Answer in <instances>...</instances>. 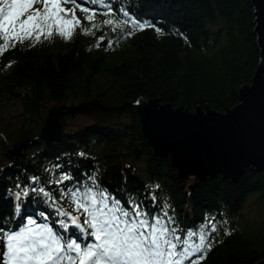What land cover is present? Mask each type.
<instances>
[{
	"label": "trees",
	"instance_id": "trees-1",
	"mask_svg": "<svg viewBox=\"0 0 264 264\" xmlns=\"http://www.w3.org/2000/svg\"><path fill=\"white\" fill-rule=\"evenodd\" d=\"M75 4L88 12L79 11L81 26L70 38L52 42L42 37L34 45L17 43L0 54V145L5 150V141L18 145L32 139L0 163V237L17 218L45 222L38 220L41 210L56 233L79 238L83 234L78 229L65 232L60 226L58 221L67 218L56 209L72 211L68 189L91 188L104 191L122 207L135 203L150 216L166 222L170 218L167 226L178 235L195 234L191 242L205 236L212 248L202 264H255L264 258L263 172L246 169L235 182L221 174L203 180L181 176L169 156L154 153L134 106L105 127L80 115L62 116L59 140L36 139L50 106L81 100L118 105L141 96L159 97L162 104L183 105L190 112L196 105L205 109L206 104L219 112L232 108L238 103L237 91L251 82L260 60L251 1L75 0ZM88 15L93 16L91 21L85 19ZM107 19L113 24L105 25ZM133 19L151 27L138 30L124 23ZM85 28L91 31L85 34ZM101 36L104 40L97 46ZM16 106L21 111L12 122L4 114ZM77 118L86 121L75 123ZM64 174L70 179L58 183ZM35 184L50 197L32 192ZM25 187L27 197L22 195Z\"/></svg>",
	"mask_w": 264,
	"mask_h": 264
},
{
	"label": "snow or ice",
	"instance_id": "snow-or-ice-1",
	"mask_svg": "<svg viewBox=\"0 0 264 264\" xmlns=\"http://www.w3.org/2000/svg\"><path fill=\"white\" fill-rule=\"evenodd\" d=\"M68 3H73L74 7L63 6ZM78 7L75 0H0V40L3 41L0 54L17 43L33 41L34 45L42 37L70 38L72 32L81 26L75 14ZM80 10L88 12L86 8ZM128 15V12L124 13L125 17ZM85 19L91 21L93 16L88 15ZM124 23H130L138 30L151 27L134 19ZM104 24L112 25L113 21L107 19ZM92 27L97 26L93 24ZM84 31L87 34L91 29L85 28ZM103 40V36L98 37L97 46ZM111 46L109 41L108 47ZM69 179L64 174L58 183ZM31 191L46 197L51 195L42 187ZM68 194L72 211L57 206L58 215L67 218V222L61 219L58 223L65 232L74 227L83 235L79 238L71 234L61 235L47 224L41 225L29 217L25 228L3 232L0 264H202L207 252L211 251L212 245L206 243L205 236L191 242L194 233L185 237L178 235L175 228L167 226L171 223L170 218L166 222L158 215L150 216L135 203L122 207L120 201L110 200L104 191L91 188L85 192L68 189ZM22 195H29L27 187ZM16 199H21V193H16ZM52 202L56 203L55 200ZM41 215L48 219L43 213Z\"/></svg>",
	"mask_w": 264,
	"mask_h": 264
},
{
	"label": "water",
	"instance_id": "water-1",
	"mask_svg": "<svg viewBox=\"0 0 264 264\" xmlns=\"http://www.w3.org/2000/svg\"><path fill=\"white\" fill-rule=\"evenodd\" d=\"M259 64L251 82L240 86L238 103L225 112L196 105L193 112L180 105L172 107L141 96L133 103L108 105L98 99L81 100L73 105L56 104L47 109L36 136L53 142L63 134L62 116H84L95 126L113 125L125 111L136 107L142 132L154 153L169 156L181 176L194 175L197 180L221 174L237 181L246 169L264 173V0H250ZM139 102V103H137ZM32 139L18 145L5 141V154L13 156ZM1 176V168H0ZM255 264H264V258Z\"/></svg>",
	"mask_w": 264,
	"mask_h": 264
},
{
	"label": "rangeland",
	"instance_id": "rangeland-1",
	"mask_svg": "<svg viewBox=\"0 0 264 264\" xmlns=\"http://www.w3.org/2000/svg\"><path fill=\"white\" fill-rule=\"evenodd\" d=\"M64 7H66V8H68V9H72L73 7L72 6H70L69 4H65V5H63ZM79 9L78 8H76V17L81 21V17H80V14H79ZM60 38H63V37H61V36H58V35H53L51 38H50V40L52 41V42H54V41H59V39ZM21 111V108L19 107V106H16V107H10L9 109H8V111L7 112H5V114H4V116H5V118H7V119H10V120H12V122H15L16 121V118H17V115L19 114V112ZM84 117V116H83ZM84 119H85V117H84ZM89 120V119H88ZM86 120H83V119H81V118H77L76 119V121H75V123H81V122H85ZM0 137H1V139H2V134H0ZM38 140H41V139H38ZM41 141H43V140H41ZM5 152V150L1 147V145H0V163H4V162H6L7 160H8V155L7 154H5L4 153ZM46 169V168H45ZM50 174L49 173H46V176H49ZM38 186L35 184L34 185V188H37ZM93 191H95V190H93ZM82 192V191H81ZM68 193V192H67ZM70 202V198H69V201H68V203ZM70 207H72V204L70 203ZM41 211V210H40ZM44 214V213H43ZM40 216H42L41 214H39ZM83 220V217H81V221ZM24 224H26V226L28 225V218L27 219H25V221H24ZM39 224H41V225H43V224H47L48 226H49V224L48 223H45V222H40ZM25 226V227H26ZM24 227V228H25ZM49 227H52V226H49ZM15 228H17L16 227V225H15ZM53 228V227H52ZM18 230H20V229H12V230H9V231H7V232H15V231H18ZM53 231H54V228H53ZM55 232V231H54ZM3 239V234H2V236H1V240ZM2 246V245H1Z\"/></svg>",
	"mask_w": 264,
	"mask_h": 264
},
{
	"label": "bare ground",
	"instance_id": "bare-ground-1",
	"mask_svg": "<svg viewBox=\"0 0 264 264\" xmlns=\"http://www.w3.org/2000/svg\"><path fill=\"white\" fill-rule=\"evenodd\" d=\"M190 176H193V177H195L194 175H190ZM196 178V177H195ZM197 179V178H196ZM82 234V233H81ZM1 238V237H0Z\"/></svg>",
	"mask_w": 264,
	"mask_h": 264
}]
</instances>
